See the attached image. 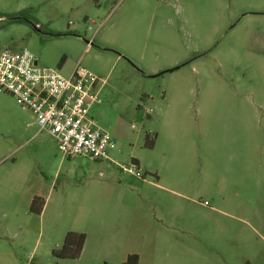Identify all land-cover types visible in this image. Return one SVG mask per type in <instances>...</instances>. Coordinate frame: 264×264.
<instances>
[{
  "label": "rangeland",
  "instance_id": "1",
  "mask_svg": "<svg viewBox=\"0 0 264 264\" xmlns=\"http://www.w3.org/2000/svg\"><path fill=\"white\" fill-rule=\"evenodd\" d=\"M6 49L100 78L116 148L64 158L0 88V264H264V0H0Z\"/></svg>",
  "mask_w": 264,
  "mask_h": 264
},
{
  "label": "built area",
  "instance_id": "2",
  "mask_svg": "<svg viewBox=\"0 0 264 264\" xmlns=\"http://www.w3.org/2000/svg\"><path fill=\"white\" fill-rule=\"evenodd\" d=\"M100 83V78L79 67L68 76L40 67L29 50L0 51V88L33 114L67 159L114 162L109 152L116 142L98 128L92 115L94 106L101 104ZM119 169L144 177L135 160L130 166L119 165Z\"/></svg>",
  "mask_w": 264,
  "mask_h": 264
},
{
  "label": "trees",
  "instance_id": "3",
  "mask_svg": "<svg viewBox=\"0 0 264 264\" xmlns=\"http://www.w3.org/2000/svg\"><path fill=\"white\" fill-rule=\"evenodd\" d=\"M13 21H23V14L20 18H11ZM157 137L152 134H146L144 147L154 149L156 146ZM45 201L40 197H35L32 200L30 210L36 215L43 212ZM86 241L84 233L69 232L64 240L63 245L53 251V256L57 259H78L83 251ZM126 264H138L137 256H130Z\"/></svg>",
  "mask_w": 264,
  "mask_h": 264
},
{
  "label": "crops",
  "instance_id": "4",
  "mask_svg": "<svg viewBox=\"0 0 264 264\" xmlns=\"http://www.w3.org/2000/svg\"><path fill=\"white\" fill-rule=\"evenodd\" d=\"M133 160H134V159H133ZM135 161H136V160H135ZM136 164L140 167L139 162L136 161ZM157 180H158V178H157ZM105 189H106V190H109V191L107 192L106 195H107V196H111V195H112V194H111V189H108V188H106V187H105Z\"/></svg>",
  "mask_w": 264,
  "mask_h": 264
}]
</instances>
